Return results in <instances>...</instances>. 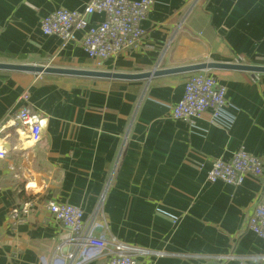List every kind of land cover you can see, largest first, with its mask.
Returning <instances> with one entry per match:
<instances>
[{"label":"crops","instance_id":"1","mask_svg":"<svg viewBox=\"0 0 264 264\" xmlns=\"http://www.w3.org/2000/svg\"><path fill=\"white\" fill-rule=\"evenodd\" d=\"M88 2L0 0V62L116 73L264 65V0H154L141 44L104 61L88 57L84 31L65 46L41 31L50 12ZM195 72L125 80L0 69V264H106L93 249L54 256L71 233L52 201L81 206L95 235L148 249L142 264H264V239L247 227L264 174L239 186L207 178L213 160L240 148L264 160V73L208 70L229 103L217 123L210 109L190 123L172 111ZM24 105L46 121L39 141L15 120ZM27 203L25 222L11 218Z\"/></svg>","mask_w":264,"mask_h":264},{"label":"built area","instance_id":"2","mask_svg":"<svg viewBox=\"0 0 264 264\" xmlns=\"http://www.w3.org/2000/svg\"><path fill=\"white\" fill-rule=\"evenodd\" d=\"M153 4L154 0H89L82 9L59 8L50 12L41 21V31L44 35L59 36L62 46L77 41L76 32L84 31L80 40L84 51L90 59L104 61L141 44L146 33L143 21ZM95 13L102 14L103 19L98 24H91L89 17ZM228 103L226 86L208 70H201L193 73L185 83L183 97L174 106L172 115L175 119L193 123L195 118L210 109L212 120L217 123ZM15 117L31 139H41L39 121L43 119L30 106L20 107ZM33 117L36 119L32 123H26ZM5 155L6 151H0V158ZM263 174V158L240 148L229 161L221 158L213 160L207 178L211 182L239 186L248 176L261 177ZM46 208L71 233L68 241L56 246L54 256L60 253L65 259L73 261L81 252L84 254L93 249L96 255L101 253L100 256L106 258V264H142L139 257L149 253L148 249L126 243L115 236L95 235V226L85 219L84 209L79 205L52 201L46 204ZM28 215V203L23 209H13L10 214L19 223L25 222ZM247 227L264 239V195L255 205Z\"/></svg>","mask_w":264,"mask_h":264},{"label":"water","instance_id":"3","mask_svg":"<svg viewBox=\"0 0 264 264\" xmlns=\"http://www.w3.org/2000/svg\"><path fill=\"white\" fill-rule=\"evenodd\" d=\"M0 69L2 70H14V71H26L32 73H46V74H59L70 76H83L92 78H106V79H125V80H139V79H151L152 77L176 74L182 72H197L201 70L211 69H232L249 71L253 73H264V65L246 64L241 62H214L204 61L191 65H184L171 68L157 67L151 71L145 73H116L103 70H88V69H72L65 67H54L44 65H28L10 62H0Z\"/></svg>","mask_w":264,"mask_h":264},{"label":"clouds","instance_id":"4","mask_svg":"<svg viewBox=\"0 0 264 264\" xmlns=\"http://www.w3.org/2000/svg\"><path fill=\"white\" fill-rule=\"evenodd\" d=\"M35 119H36V118L33 117L32 119L27 120L26 123H32V121L35 120ZM39 124H40L41 128H43L44 125L46 124V121H45V120H40V121H39ZM23 136H24V133L21 132V137L23 138ZM28 186H29V187H32V188H35V184H34V183H31V184H29ZM37 191H39V189H37Z\"/></svg>","mask_w":264,"mask_h":264}]
</instances>
